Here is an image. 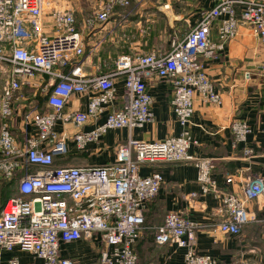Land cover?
I'll use <instances>...</instances> for the list:
<instances>
[{"label": "built area", "instance_id": "obj_1", "mask_svg": "<svg viewBox=\"0 0 264 264\" xmlns=\"http://www.w3.org/2000/svg\"><path fill=\"white\" fill-rule=\"evenodd\" d=\"M214 1L201 10L183 39L170 41L166 52L121 55L110 72L92 76L83 72L80 61L87 36L103 29L115 8L127 7L130 0H96L79 26L74 10L60 7L56 0H0V179L8 181L19 174L18 195L0 207V264H21L17 257L1 260L2 251L14 248L32 254L42 264H75L60 255V244L79 239L99 244L97 264H136L133 245L144 225L143 211L162 183L157 171L139 174L146 163L193 164L200 195L211 194L218 200L215 213L220 217L216 227L220 232L239 234L251 221L246 204L264 195V179L256 176L244 182L240 195L226 192L213 177L214 158L188 152L196 143L189 131L195 95L208 103H222L204 60L221 55L240 26L249 28L264 47V0ZM255 73L264 82V59ZM119 75L122 103L109 109ZM150 79L170 82L171 106L181 126L178 135L160 141L129 137L116 146L115 158L101 165L56 163L73 150L84 152L109 130H131L152 122V97L146 83ZM34 82L49 110L35 107L22 112V121L32 124L35 133L19 143L11 130L14 102L17 92ZM79 95L87 97L85 109L66 110ZM58 123L76 130L58 132ZM91 123V129H83ZM229 129L235 143L245 141L250 132V126L238 119L231 121ZM243 152L253 155L249 147ZM232 180L231 175L225 178ZM199 229L182 211H169L155 228L154 241L185 247L184 264H216L211 255L196 251Z\"/></svg>", "mask_w": 264, "mask_h": 264}, {"label": "crops", "instance_id": "obj_2", "mask_svg": "<svg viewBox=\"0 0 264 264\" xmlns=\"http://www.w3.org/2000/svg\"><path fill=\"white\" fill-rule=\"evenodd\" d=\"M214 3V0H130L127 7H116L105 27L87 36L85 51L80 58L83 72L92 76L106 74L113 69L115 59L121 55L166 52L170 41L173 38L183 39L198 20L201 10ZM74 14L79 26L88 13L74 10ZM211 31L216 40L215 26ZM263 59L264 47L260 39L249 28L240 26L238 34L228 42L221 55L204 60L205 71L220 92L222 103H208L195 95L189 124L190 134L196 143L190 146L188 152L214 158L213 177L218 186L238 195L244 182L256 176L264 179V82L255 73ZM146 83L152 97V122L131 130H109L96 143H89L84 152L73 150L67 158L56 159V163L101 165L113 160L116 146L129 137L160 141L167 136L178 135L181 126L172 110L170 82L150 79ZM24 88L26 91L17 94L14 102L16 113L11 121L12 133L19 143H24L27 136L35 133L32 124L22 121V112L35 107L40 111L49 110L45 106V97L37 95V82ZM115 88L116 98L109 109H117L122 103L123 82L120 75L115 77ZM86 102L85 95L74 96L66 110H83ZM103 119L104 115L97 121ZM235 119L243 120L250 126V132L243 142L235 143L229 129L231 121ZM92 125L86 124L83 129L89 130ZM55 128L58 132L65 130L70 134L76 130L70 124L63 127L60 123ZM245 147L251 148L253 155L245 156ZM154 171L162 175V183L143 211L144 225L133 245L137 255L136 264H184L185 247L154 241L155 228L169 211H182L188 219L200 225L196 233V251L211 255L216 264H264V195L247 202L252 219L239 234L222 233L216 229L220 219L215 213L218 200L211 194L200 195L193 164L158 161L139 168L142 176ZM228 175L232 176L231 182L225 181ZM190 193H195V196L190 198ZM98 245L96 241L88 239L62 242L60 255L73 260L75 264H97ZM11 257H17L21 264L43 263L18 248L1 252L2 262Z\"/></svg>", "mask_w": 264, "mask_h": 264}, {"label": "rangeland", "instance_id": "obj_3", "mask_svg": "<svg viewBox=\"0 0 264 264\" xmlns=\"http://www.w3.org/2000/svg\"><path fill=\"white\" fill-rule=\"evenodd\" d=\"M58 1H59L58 4L60 7H63V6L71 7L73 10H76L77 12L79 11L82 14H85V12L89 13L93 9L96 0H58ZM124 40L127 41L125 37H124ZM23 91H26V88L23 87L19 92H17V94L23 93ZM37 95L39 94L37 93ZM37 100L39 101L40 99H37ZM3 181L5 180L0 179V196L4 188L5 190H12V193L10 192L11 194L10 197L17 196L18 194L16 193V181H11L8 184L3 183Z\"/></svg>", "mask_w": 264, "mask_h": 264}, {"label": "trees", "instance_id": "obj_4", "mask_svg": "<svg viewBox=\"0 0 264 264\" xmlns=\"http://www.w3.org/2000/svg\"><path fill=\"white\" fill-rule=\"evenodd\" d=\"M38 97V96H36ZM41 101V100H40ZM19 174L16 175V177H14L13 179L11 180H8V181H3V183H6L8 184L9 182L11 181H17V176ZM10 192L12 193V190H5V188L2 190L1 192V196H0V207L5 203V201L8 199V197H10Z\"/></svg>", "mask_w": 264, "mask_h": 264}]
</instances>
